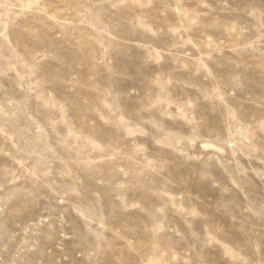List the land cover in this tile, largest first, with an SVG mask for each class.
Segmentation results:
<instances>
[{
    "label": "rangeland",
    "instance_id": "374dc122",
    "mask_svg": "<svg viewBox=\"0 0 264 264\" xmlns=\"http://www.w3.org/2000/svg\"><path fill=\"white\" fill-rule=\"evenodd\" d=\"M0 264H264V0H0Z\"/></svg>",
    "mask_w": 264,
    "mask_h": 264
}]
</instances>
